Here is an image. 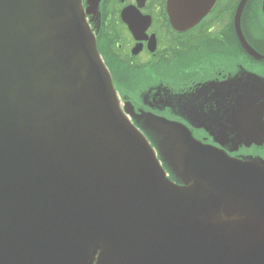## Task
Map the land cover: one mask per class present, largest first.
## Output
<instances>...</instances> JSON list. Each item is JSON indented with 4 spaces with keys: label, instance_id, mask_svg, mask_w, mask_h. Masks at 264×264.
<instances>
[{
    "label": "water",
    "instance_id": "1",
    "mask_svg": "<svg viewBox=\"0 0 264 264\" xmlns=\"http://www.w3.org/2000/svg\"><path fill=\"white\" fill-rule=\"evenodd\" d=\"M126 101L83 0H0V264H264V162Z\"/></svg>",
    "mask_w": 264,
    "mask_h": 264
},
{
    "label": "flooded vegetation",
    "instance_id": "2",
    "mask_svg": "<svg viewBox=\"0 0 264 264\" xmlns=\"http://www.w3.org/2000/svg\"><path fill=\"white\" fill-rule=\"evenodd\" d=\"M83 6L124 109L157 150L151 115L184 124L231 158L264 162V0Z\"/></svg>",
    "mask_w": 264,
    "mask_h": 264
}]
</instances>
